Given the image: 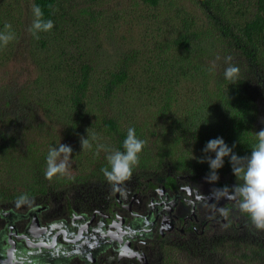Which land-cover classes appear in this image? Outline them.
<instances>
[{"label":"trees","instance_id":"trees-1","mask_svg":"<svg viewBox=\"0 0 264 264\" xmlns=\"http://www.w3.org/2000/svg\"><path fill=\"white\" fill-rule=\"evenodd\" d=\"M33 4L54 23L39 39L28 32ZM5 24L15 38L0 45V68L19 55L37 74L0 84L2 203L100 172L108 153L97 143L123 151L129 128L146 141L139 167L204 172L209 140L243 157L264 128V0H0V33ZM107 38L117 56L99 74L91 53ZM229 56L240 69L233 81ZM93 134L82 150L80 138ZM60 143L72 148L70 173L45 179L49 148ZM218 171L232 172L229 158ZM243 252L231 258L264 264V246Z\"/></svg>","mask_w":264,"mask_h":264},{"label":"flooded vegetation","instance_id":"flooded-vegetation-1","mask_svg":"<svg viewBox=\"0 0 264 264\" xmlns=\"http://www.w3.org/2000/svg\"><path fill=\"white\" fill-rule=\"evenodd\" d=\"M208 174L136 165L118 185L100 171L24 203L0 202V264H244L229 249L264 246V231L235 201L210 197L240 182L232 172L218 171L216 183Z\"/></svg>","mask_w":264,"mask_h":264},{"label":"clouds","instance_id":"clouds-1","mask_svg":"<svg viewBox=\"0 0 264 264\" xmlns=\"http://www.w3.org/2000/svg\"><path fill=\"white\" fill-rule=\"evenodd\" d=\"M33 20L28 28L29 34L34 39L40 38V33H47L53 27L54 23L51 19L45 20L44 14L39 5L33 4L31 8ZM6 32L0 33V45L7 44L15 38V34L10 31L11 25L5 24ZM219 59V58H217ZM232 57H226L225 63L228 67L224 70L225 79L233 81L239 74L240 69L230 64ZM213 68L216 66L215 61L212 62ZM256 143L253 145L250 155L240 157L233 152L225 144L222 138L209 140L203 149L204 158L200 163L209 165V174L206 182L216 183L219 179L218 170L223 167L224 159L229 158L231 171L237 181L231 187L213 188L210 197L219 199L227 196L228 199L235 201V207L244 216L248 217L252 227L258 231H264V128L259 132L253 133ZM98 137L93 134L91 137L80 138V146L82 150H91L93 141H97ZM146 141L138 139L134 128H129L126 139L123 141V151L112 150L102 143H97L96 153L105 151L107 167L101 169L104 177L114 184H120L127 180L133 168L139 163V154L142 152ZM234 147V146H233ZM72 148L68 145L59 144L58 147H50L46 157V168L44 172L45 179L51 180L57 175L65 174L70 165V156ZM214 154V158L212 155ZM27 200L26 195L18 198V203H24ZM220 213L224 216L228 215L227 208H220Z\"/></svg>","mask_w":264,"mask_h":264},{"label":"rangeland","instance_id":"rangeland-1","mask_svg":"<svg viewBox=\"0 0 264 264\" xmlns=\"http://www.w3.org/2000/svg\"><path fill=\"white\" fill-rule=\"evenodd\" d=\"M2 1V0H1ZM13 15L15 17H18L19 15H22V9L16 10ZM100 48V47H99ZM116 44L115 42H112L110 38H107L106 42L104 41L103 46L101 49L97 50V53L95 55L93 54V51L91 53V58H93L95 64H97V72L101 74L105 68L109 67L110 64H112L113 60L116 59ZM111 67V65H110ZM16 72H21L22 78L24 76H29V78L36 76V70L35 66L31 61L24 60L21 56L16 55L12 57V59L9 60V62L0 68V84L3 86H9L13 82V79H15L18 74ZM36 73V74H35ZM19 81H21V76H19ZM60 142V141H59ZM70 173V172H67ZM75 172H73L74 174ZM78 173V172H76ZM75 173V174H76ZM232 251H228L227 257L231 258L232 256L230 255ZM213 257L215 255H212ZM213 259V258H212ZM241 260H235L234 262L239 263ZM213 262L215 260L213 259Z\"/></svg>","mask_w":264,"mask_h":264}]
</instances>
